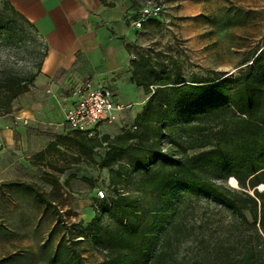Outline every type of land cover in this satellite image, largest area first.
<instances>
[{
    "label": "rangeland",
    "instance_id": "obj_1",
    "mask_svg": "<svg viewBox=\"0 0 264 264\" xmlns=\"http://www.w3.org/2000/svg\"><path fill=\"white\" fill-rule=\"evenodd\" d=\"M109 1L125 5L126 17L132 20L144 5L162 7L159 26L133 27L132 52L135 59L150 56L157 70L178 65L183 84L234 78L240 69L254 67L252 58L245 65L242 60L264 49V0ZM44 54L45 44L33 27L12 12L7 0H0V78L13 74L27 80ZM64 129L65 135L72 132L67 126ZM169 134L177 136V127L170 128ZM66 144L68 147H59L60 153L53 152L46 163L30 161L31 167L19 170L15 179L52 196L53 206L13 188L0 192V264H101L105 251L94 245L88 225L96 213L107 208L100 226L94 228L96 235L102 237L118 226L112 213L115 194L109 187L110 169L98 165L105 148L95 151L93 161L82 157L76 162L75 147ZM49 162L56 167L68 163L70 169L58 172ZM120 166L128 179L119 192L139 199L138 240L155 230L157 248L166 252L162 264H205L204 258L215 244L226 245L227 239L235 238L234 217L213 198L176 189L164 195L150 193L147 176L133 170L126 157ZM230 179L225 185L238 190L237 182ZM257 189L263 191L264 184ZM99 190L106 193L107 200L96 199ZM245 235L260 246L264 258L262 243L250 230Z\"/></svg>",
    "mask_w": 264,
    "mask_h": 264
},
{
    "label": "trees",
    "instance_id": "obj_2",
    "mask_svg": "<svg viewBox=\"0 0 264 264\" xmlns=\"http://www.w3.org/2000/svg\"><path fill=\"white\" fill-rule=\"evenodd\" d=\"M11 10L27 22L12 6ZM148 24L159 26L160 22L148 20L143 26ZM251 58L254 67L240 69L234 78L194 80L188 85L183 84L178 65L157 70L150 56L139 55L130 62L131 80L143 89L147 100L131 126L112 138H88L72 131L33 156L34 161L46 163L53 152L60 153L58 148L69 143L77 151L74 161L82 157L93 161L95 151L105 148L98 165L110 169L109 187L115 194L112 213L118 226L102 237L96 235L94 228L100 226L107 208L96 213L88 225L94 245L105 251L101 264H162L166 253L163 247L157 248L155 230L138 240L139 199L119 192L128 179L120 166L124 157L133 170L147 176L150 193L164 195L176 189L187 195H205L232 214L235 238L227 239L226 245L215 244L205 256V264H264L260 246L245 235L246 229L250 230L264 247V190L257 189L264 184V49L242 60L241 65ZM42 62L27 80L13 74L0 78V116L10 113L13 101L29 91ZM174 127L175 137L169 134ZM195 151L199 152L192 154ZM49 166L58 172L70 169L68 163L56 167L49 162ZM114 166L118 168L112 170ZM228 179L237 182L239 189L227 187ZM52 186L55 188L56 182ZM11 188L53 206L52 196L47 197L32 183L5 182L0 192Z\"/></svg>",
    "mask_w": 264,
    "mask_h": 264
},
{
    "label": "crops",
    "instance_id": "obj_3",
    "mask_svg": "<svg viewBox=\"0 0 264 264\" xmlns=\"http://www.w3.org/2000/svg\"><path fill=\"white\" fill-rule=\"evenodd\" d=\"M7 1L43 40L46 54L29 91L0 116V185L16 181L19 170L31 167L33 156L65 135V114L81 82L108 87L122 106L114 122L99 125L98 138H112L131 126L147 100L131 80L135 39L125 5L109 0Z\"/></svg>",
    "mask_w": 264,
    "mask_h": 264
},
{
    "label": "built area",
    "instance_id": "obj_4",
    "mask_svg": "<svg viewBox=\"0 0 264 264\" xmlns=\"http://www.w3.org/2000/svg\"><path fill=\"white\" fill-rule=\"evenodd\" d=\"M162 13L160 5H144L136 19L129 17L132 27L138 29L148 20H159ZM74 102L65 114V125L70 131L78 132L88 138L97 136L101 123H112L116 113L122 109L113 100V92L108 87L86 80L76 85L72 91ZM106 193L99 190L96 199H106Z\"/></svg>",
    "mask_w": 264,
    "mask_h": 264
},
{
    "label": "water",
    "instance_id": "obj_5",
    "mask_svg": "<svg viewBox=\"0 0 264 264\" xmlns=\"http://www.w3.org/2000/svg\"><path fill=\"white\" fill-rule=\"evenodd\" d=\"M253 61V60H252Z\"/></svg>",
    "mask_w": 264,
    "mask_h": 264
}]
</instances>
